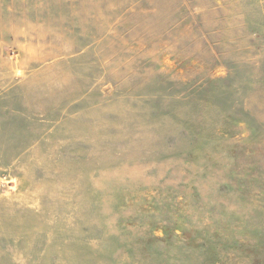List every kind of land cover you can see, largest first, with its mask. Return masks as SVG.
Returning <instances> with one entry per match:
<instances>
[{"label":"rangeland","instance_id":"374dc122","mask_svg":"<svg viewBox=\"0 0 264 264\" xmlns=\"http://www.w3.org/2000/svg\"><path fill=\"white\" fill-rule=\"evenodd\" d=\"M0 264H264V0H0Z\"/></svg>","mask_w":264,"mask_h":264}]
</instances>
